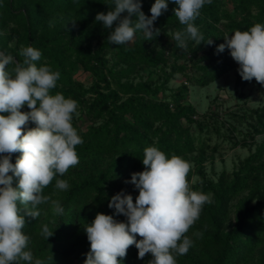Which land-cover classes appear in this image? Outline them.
Returning a JSON list of instances; mask_svg holds the SVG:
<instances>
[{
  "label": "trees",
  "instance_id": "trees-1",
  "mask_svg": "<svg viewBox=\"0 0 264 264\" xmlns=\"http://www.w3.org/2000/svg\"><path fill=\"white\" fill-rule=\"evenodd\" d=\"M112 3L113 0H0V52L22 62L19 55L22 46L41 51L37 66L46 64L60 73L50 94L61 93L77 102L72 125L83 140L75 149L79 163L71 166L67 175L57 174L43 190V195L53 199L57 179L70 185L59 193L64 214L49 228L53 236L32 247L29 242L26 251L33 248L34 259L43 264H67L74 258L84 262L88 252L82 251L86 248L90 251L85 227L97 213L114 215L115 210L108 207L109 200L125 187L127 194L129 188L120 178L130 170L144 171V150L155 146L167 158L175 154L187 162L193 160L199 179L193 183L191 172L187 175L190 190L212 194V202L203 205L199 219L186 233L194 241L191 247L194 251L179 256L177 264H264V107L254 111L256 120L249 122L248 133L253 141L257 135H262L263 140L256 143L255 151L238 169L224 171L214 180L208 177L204 162L208 150H216L210 144L209 128H217L213 125L220 122L219 113L200 114L188 102L191 85L207 86L237 66L227 47L223 52H217V47L236 30L247 31L257 23L264 24V0L206 3L193 22L204 40L201 44L189 40L184 50L176 48L172 39L175 32L186 27L174 16L173 10L178 6L173 0H168V10L154 22L160 34L156 37L154 34L153 40H145L143 32L137 31L132 43L109 44L107 38L115 24L113 29H105L95 17L111 10L108 4ZM154 3L155 0H141V10L146 16H151ZM209 39L212 44L207 43ZM206 46H210L208 50ZM79 66L92 75L91 85L86 86L75 77ZM143 66L161 71L158 79L141 74L136 81L134 77ZM238 69L236 85L244 86L249 81L241 78ZM179 74L185 79L179 86L171 87ZM21 111L30 109L25 105ZM78 111L91 121L85 129L75 118ZM233 116L240 118L237 114ZM27 127L35 124L29 122ZM20 155L13 153L11 162L14 164ZM242 192L246 195L231 211L233 198ZM47 205L41 204L37 209ZM114 219L126 222L127 218L114 215ZM25 220L22 231L33 241L39 217ZM228 221L230 226L226 224ZM197 232L202 236L194 235ZM77 237L73 244L67 245ZM136 239L142 237L137 235ZM64 245L68 248L63 249ZM137 258L138 249L132 245L122 260L134 262Z\"/></svg>",
  "mask_w": 264,
  "mask_h": 264
},
{
  "label": "clouds",
  "instance_id": "clouds-1",
  "mask_svg": "<svg viewBox=\"0 0 264 264\" xmlns=\"http://www.w3.org/2000/svg\"><path fill=\"white\" fill-rule=\"evenodd\" d=\"M173 2L178 6L174 16L186 26L172 37L176 48L186 49L189 40L201 44L203 34L193 22L212 0ZM108 5L111 10L97 13L95 20L105 29H113L115 24L107 38L114 45L132 42L137 31L143 32L145 40H153L154 34H160L154 22L168 10V0H155L150 17L141 10V0H113ZM224 39L217 52L227 47L239 64L241 78L264 85V24L236 30ZM207 43L212 44V40ZM19 55L22 62L0 52V113H8L0 115V264H43L25 250L30 242L22 231L25 217L36 220L41 204H49L57 216L64 214L61 202L43 195V190L57 174L63 176L79 163L75 149L83 140L72 125L77 102L61 93L50 94L60 73L46 64L37 66L35 62L42 57L39 49L22 46ZM25 105L30 111H21ZM29 122L35 127L28 128ZM16 152L21 155L13 164L12 154ZM142 164L145 170L132 173L131 180L125 181L139 190L135 202L131 194L121 190L108 203L114 215H123L126 222L97 213L85 227L90 251L84 264H121L132 245L138 249V259L151 254L147 264H177L175 256L185 255L193 246L186 233L199 219L203 205L212 202V194L190 190L187 175L191 164L175 154L167 158L163 151L150 146L144 150ZM55 187L67 190L70 185L57 179ZM53 234L47 225L42 226L41 235L46 240ZM137 235L142 239L137 240ZM194 235L200 237L202 233Z\"/></svg>",
  "mask_w": 264,
  "mask_h": 264
},
{
  "label": "rangeland",
  "instance_id": "rangeland-1",
  "mask_svg": "<svg viewBox=\"0 0 264 264\" xmlns=\"http://www.w3.org/2000/svg\"><path fill=\"white\" fill-rule=\"evenodd\" d=\"M228 7H232L228 4ZM134 40V39H133ZM133 42V41H132ZM130 42V43H132ZM94 46L97 45V40L94 41ZM172 44V40L169 45ZM206 50L209 49L210 46H206ZM201 54V52H200ZM183 61V60H181ZM237 66L229 70L223 76L213 81L211 84L207 86H192L190 87L188 102L192 103L200 114L203 113H211L216 114L219 113V121H216L213 126H216L218 131L209 128V132L212 136L211 146H216V150L210 149L207 152V159L204 162L205 170L209 178L218 179L222 172H232L238 167H240L241 162L246 159L250 153L254 152L256 149V143L261 142L263 140L262 135H257L256 139L253 141L248 136L251 130L249 126V122L256 120L255 110L261 109L264 107V85L256 82L255 79L250 81L248 84L244 86L236 85V77H237ZM159 73L156 70H152L148 67L143 66L139 74L134 77L136 81L140 78L139 75H144L145 78L150 77L153 80H157L159 77ZM75 77L84 83L86 86L91 85L92 83V75L83 69V67L79 66L76 69ZM184 76L179 74L176 79H174L170 86L177 87L184 80ZM162 98V94L159 95ZM236 112V113H233ZM233 114H237L240 116L235 118ZM245 115V118H242ZM78 124L82 129H85L89 124L90 120L82 114L81 111H78L75 115ZM214 123V120H210ZM211 124V123H210ZM233 126H237L233 128ZM238 142L237 145L234 143ZM190 155L188 156V160L190 159ZM191 164V168L189 173L191 172V182H196L199 179L198 174L195 171V162L193 160L189 161ZM70 169V168H69ZM68 171L65 173L67 175ZM132 173L135 171L130 170L127 175H124L120 178V181L126 184L125 181L131 180ZM188 173V174H189ZM128 190L127 194H131L133 198H136L139 194V190L135 188V186L131 183H127ZM126 193V187L123 188ZM62 190L56 188V191L53 193V199L59 200V193ZM246 192H242L238 196L234 197L231 202V211L234 210V205L238 202L241 197H244ZM38 210V209H37ZM39 215V224L38 230L35 234H33V241H30V247L33 244H38L39 240L44 237L41 235L42 226L47 225L49 228H53L56 225V222L59 220V217L53 213L50 205L45 206L43 209L38 210ZM226 224L230 226V222L228 221ZM87 237V234H84ZM79 237V236H78ZM77 238H74L67 245H71L75 242ZM68 246L64 245L62 248L67 249ZM53 247V246H52ZM33 249V248H32ZM30 248V251H33ZM26 250V249H25ZM190 247L188 252H193ZM83 253L89 252V248H86L82 251ZM179 256H175V259L178 260ZM152 259L151 254H146L143 259H136L134 262H125L121 260V264H147L149 260ZM67 264H84V262H80L79 258H74L72 261H69Z\"/></svg>",
  "mask_w": 264,
  "mask_h": 264
}]
</instances>
